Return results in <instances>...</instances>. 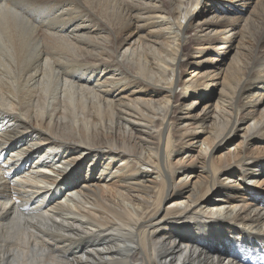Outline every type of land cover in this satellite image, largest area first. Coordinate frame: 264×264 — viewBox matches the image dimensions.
<instances>
[{
  "label": "bare ground",
  "instance_id": "bare-ground-1",
  "mask_svg": "<svg viewBox=\"0 0 264 264\" xmlns=\"http://www.w3.org/2000/svg\"><path fill=\"white\" fill-rule=\"evenodd\" d=\"M263 100L264 0H0V264H264Z\"/></svg>",
  "mask_w": 264,
  "mask_h": 264
},
{
  "label": "rangeland",
  "instance_id": "rangeland-1",
  "mask_svg": "<svg viewBox=\"0 0 264 264\" xmlns=\"http://www.w3.org/2000/svg\"><path fill=\"white\" fill-rule=\"evenodd\" d=\"M232 32L233 31H230L229 33H231L232 34ZM237 39H239V37H237L236 38V40L232 43V46H231V48H230V50L227 52V54L226 55H224V56H222V57H220V58H218V59H215L213 62H211V63H208V60L209 59H213L214 58V55H213V53L211 52L210 54H208L207 56H205L204 58H201V60L202 59H207V66H204L203 68H202V71H205V70H210V69H212V68H217L215 71L216 72H220L219 74H220V76H218V77H222L223 75H224V73H225V71H226V69H227V67H228V64L231 62V59L232 58H234V55H236L235 54V52H236V49H237V47H238V40ZM235 46V48H234V46ZM224 57V58H223ZM218 63V64H217ZM210 65H211V67H210ZM223 67V68H222ZM193 68V66L192 65H190L187 69H186V71L184 72V74H183V78H186V77H189V71L191 70ZM224 70V71H223ZM217 78V77H216ZM223 79V78H222ZM218 80H221V78H218ZM215 86H214V88H212L211 90H209L210 91V93L211 94H207L208 95V100L207 99H203V100H200V101H198L196 104H195V106H194V113H198V116L200 117L201 115H203V106H208V104H209V106H210V104H211V107H212V105H214L213 103H215L218 99H219V93H220V90L222 89V85L221 84H214ZM208 91V92H209ZM207 97V96H206ZM212 102V103H211ZM207 103V104H206ZM208 106V107H209ZM263 107H264V100L260 103V104H258L257 105V110L258 111H260V110H263ZM186 111V109L185 108H182L181 110H179L178 111V116H182V115H184L185 112ZM208 111H210V112H212L211 111V109L210 110H208ZM184 121H187V120H184ZM209 123H210V121H208ZM247 125V123L245 122V123H241L240 125H239V127L237 128V130H236V133L234 134V135H231L230 136V138L228 139V141H224V147H223V150L222 151H224V150H226V149H230V150H233V149H237L238 148V146L240 145V143H241V134H242V132H243V128L245 127ZM205 130H206V128H205ZM208 131V130H207ZM207 136V132H204V133H202V134H192V135H190L189 137H187V138H185V140H184V142L186 141L187 142V144H186V146H185V148H184V150H182V149H179V155L180 156H184L185 154H184V152H185V150H188V148H191L192 150H197V149H201L202 150V152L203 153H205V154H207V152H208V148H207V146H206V144H204V142H203V140L205 139V137ZM185 142V143H186ZM226 147V148H225ZM221 151V152H222ZM173 156H175V155H173ZM190 168V167H189ZM194 168V169H193ZM195 172V173H197V171H196V169H195V166H193L192 167V169L191 170H189V169H183L182 171H180L178 174H177V178L181 175V177H183V175H188L189 173H192V172ZM185 178V177H184ZM195 179V177L194 178H192V180H194ZM61 195H59L58 197H60ZM208 207H210L211 208V210L212 211H216V210H218V209H216V207H217V205H214V204H210V205H208Z\"/></svg>",
  "mask_w": 264,
  "mask_h": 264
}]
</instances>
